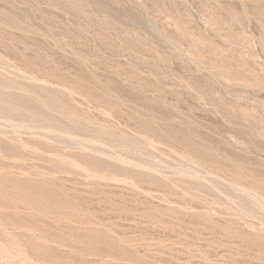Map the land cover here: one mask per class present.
Listing matches in <instances>:
<instances>
[{
  "label": "rangeland",
  "instance_id": "obj_1",
  "mask_svg": "<svg viewBox=\"0 0 264 264\" xmlns=\"http://www.w3.org/2000/svg\"><path fill=\"white\" fill-rule=\"evenodd\" d=\"M0 99V264H264V0H0Z\"/></svg>",
  "mask_w": 264,
  "mask_h": 264
},
{
  "label": "bare ground",
  "instance_id": "obj_2",
  "mask_svg": "<svg viewBox=\"0 0 264 264\" xmlns=\"http://www.w3.org/2000/svg\"><path fill=\"white\" fill-rule=\"evenodd\" d=\"M96 5V4H95ZM20 96H22V95H20ZM16 99H17V97H16ZM1 100V99H0ZM3 100V99H2ZM5 102V101H4ZM10 103H11V101H10ZM6 104V103H5ZM15 105V104H14ZM13 105V106H14ZM20 105V104H19ZM19 107V106H18ZM21 107V106H20ZM15 108H17V106L15 107ZM13 109H14V107H13ZM13 109H11V110H13ZM42 111V110H41ZM13 112V111H12ZM15 112V111H14ZM13 112V113H14ZM15 114V113H14ZM41 115V114H40ZM145 125V124H144ZM175 137V136H174ZM121 158V157H120ZM117 160H119L118 158H116ZM120 161V160H119ZM125 162H126V160H125ZM130 163V162H129ZM154 169V168H153ZM21 194H23V193H21ZM255 196V195H254ZM26 198V197H25ZM259 201V200H258ZM43 203H45V202H43ZM61 204V203H60ZM34 206V205H33ZM64 206V205H63ZM65 208V207H64ZM57 212H58V210H57Z\"/></svg>",
  "mask_w": 264,
  "mask_h": 264
}]
</instances>
